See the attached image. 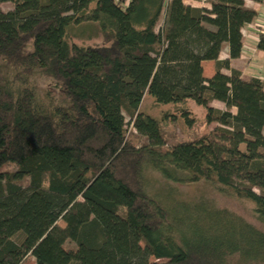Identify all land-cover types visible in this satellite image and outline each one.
I'll return each instance as SVG.
<instances>
[{
    "label": "trees",
    "instance_id": "trees-1",
    "mask_svg": "<svg viewBox=\"0 0 264 264\" xmlns=\"http://www.w3.org/2000/svg\"><path fill=\"white\" fill-rule=\"evenodd\" d=\"M208 4L0 0V264H264L261 228L176 191L206 182L264 226V79L232 68L259 14ZM195 107L206 131L170 146L163 124Z\"/></svg>",
    "mask_w": 264,
    "mask_h": 264
},
{
    "label": "rangeland",
    "instance_id": "rangeland-1",
    "mask_svg": "<svg viewBox=\"0 0 264 264\" xmlns=\"http://www.w3.org/2000/svg\"><path fill=\"white\" fill-rule=\"evenodd\" d=\"M201 2V1H200ZM203 6H206L205 4L201 3ZM4 9L8 10L11 8V5H4ZM259 26H254L257 30H263L264 28V20H259L257 23ZM255 31V30H254ZM172 111L171 107H161L157 108L154 101L151 98H146L145 101L142 104V111L145 113L161 119L162 118V112L165 111ZM203 109L199 107H195L194 113L197 118L196 124L192 127H186L183 122L180 123H164L163 124V131L165 138L168 141V144L171 146L178 142H183L187 140L194 139L195 137H198L202 135L207 127L204 123V113ZM129 118L127 117V122H129ZM130 130H132L131 127H129ZM132 135L136 136V132L133 131ZM135 138V137H134ZM133 138V139H134ZM136 144H140L141 139L138 138L135 140ZM149 178L151 182L155 184L153 187L155 195H163L164 198H167L166 196L172 195L170 193L172 190L171 187H168V189L162 185L164 183L160 182L161 177L156 173L149 174ZM165 188V189H164ZM177 193H179L180 198L185 200H198V199H208L213 201L216 205H218L220 208L228 209L230 211H233L237 213L238 215H241L248 219L249 221L253 222L255 225H257L259 228H261L264 231V226L258 224L256 220L254 219L253 212H252V206L248 203H242L239 202L229 196L223 195L220 192H218L212 185L206 183V182H200L198 184L193 185H186V186H179L177 187ZM170 193V194H168ZM60 226L65 227V224L63 222L59 223ZM26 264H34V259L29 258Z\"/></svg>",
    "mask_w": 264,
    "mask_h": 264
},
{
    "label": "crops",
    "instance_id": "crops-1",
    "mask_svg": "<svg viewBox=\"0 0 264 264\" xmlns=\"http://www.w3.org/2000/svg\"><path fill=\"white\" fill-rule=\"evenodd\" d=\"M184 3L194 8H207L210 9V4L203 6L200 0L187 1ZM246 6L255 9L259 16L254 24L248 25L243 30L244 35V48L241 57L232 63V68L241 71L244 79H250L253 77L264 79V53L258 51L257 45L262 30L255 29V25L258 27L259 20H264V2L257 3L252 0H245ZM264 29V28H263ZM255 30V31H254ZM229 58L228 45H224L220 54V60H226ZM204 77L207 79L212 78L216 73V62L205 61L203 62ZM225 74H229V71H224ZM212 106L218 110L225 111L226 107L219 101H214ZM236 113V109L232 111Z\"/></svg>",
    "mask_w": 264,
    "mask_h": 264
},
{
    "label": "built area",
    "instance_id": "built-area-1",
    "mask_svg": "<svg viewBox=\"0 0 264 264\" xmlns=\"http://www.w3.org/2000/svg\"><path fill=\"white\" fill-rule=\"evenodd\" d=\"M187 1H192V0H187ZM200 1H201V3H203L205 5L208 4V0H200ZM261 34H264V29L262 30Z\"/></svg>",
    "mask_w": 264,
    "mask_h": 264
}]
</instances>
